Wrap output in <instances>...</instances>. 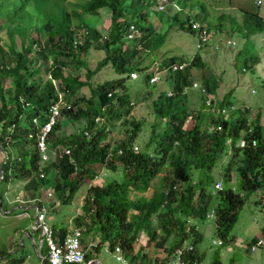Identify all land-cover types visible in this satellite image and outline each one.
<instances>
[{
  "label": "trees",
  "instance_id": "16d2710c",
  "mask_svg": "<svg viewBox=\"0 0 264 264\" xmlns=\"http://www.w3.org/2000/svg\"><path fill=\"white\" fill-rule=\"evenodd\" d=\"M167 5L160 0H0V188L4 185L6 190L3 194L0 189V224L7 227L32 205L42 210L48 193L54 197L49 203L54 215L69 201L73 203L103 168L112 173L110 178L103 185L90 186L80 208L84 215L75 219L83 235L99 240L94 249L97 254L109 246L113 253L118 248L133 262L170 264L157 258L150 263L149 249L171 255L184 243H192L195 250L188 251L183 262L201 264L204 256L198 245L203 237L197 221L212 220L209 209L218 199L217 234L225 244L232 241L247 201L264 189L262 133L256 120H248L249 108L239 110L236 120L226 114L210 117L203 124L201 112L191 114L179 107L178 101L194 87L192 70L201 69L200 56L195 55L194 60L167 58L160 49L167 33L155 36L150 12L171 10L175 13L173 26L193 38H199V32L193 30L190 16L177 1L169 0ZM102 9L111 13L104 38L88 18ZM244 19L245 31L238 28V35L245 34L241 37L247 47L245 56L240 53V57L254 67L251 37L264 34V19L249 12ZM201 30L208 34L204 23ZM93 43L105 52L104 60L96 70L87 69L85 77L76 75L78 69L87 67L82 54H87ZM147 52L153 57L151 64L165 70L167 86L170 82L152 102V123L133 115L144 99L140 87L149 86L152 78L146 73L150 66L144 64ZM174 66L184 68L174 71ZM135 74L139 89L133 96L130 80ZM97 76L99 82L94 87L91 80ZM86 86L90 94L81 96ZM224 106L229 105L222 103ZM58 116L83 120L86 130L62 138ZM250 123L255 124L254 132L249 130ZM120 125L124 126L123 137L117 140L114 133ZM211 126L222 130H210ZM253 140L259 142L257 147ZM225 158L228 165L222 176L215 169ZM217 178L224 186L214 195L215 185L222 183ZM20 192L29 209L15 210L19 203L12 206ZM35 219L32 217L34 223ZM52 228L56 236V227ZM262 230L264 235V226ZM13 231L21 237L30 233L18 226ZM68 231L64 226L60 237ZM259 240H252V245ZM137 244L140 248L136 251ZM42 247L34 260L49 264L45 241ZM26 250L25 241L9 250L0 238V264L25 263ZM94 259L93 254H87L86 264Z\"/></svg>",
  "mask_w": 264,
  "mask_h": 264
},
{
  "label": "rangeland",
  "instance_id": "374dc122",
  "mask_svg": "<svg viewBox=\"0 0 264 264\" xmlns=\"http://www.w3.org/2000/svg\"><path fill=\"white\" fill-rule=\"evenodd\" d=\"M174 1H177L180 9L181 7L185 9L183 12L186 16H190L192 28L197 23L198 25H194V28L199 30L202 28V23H204L208 26L209 30L207 31L208 34L206 30L199 32H204L207 36V41L203 43L200 36L199 38L197 36L193 38L191 34H188L177 26H173V14H175L173 11H161L160 13L150 12V21L156 29L155 36L167 33L166 43L160 48L167 58L178 57L191 60L195 55L200 56L198 62L201 69L195 68L192 70L195 85L187 90L184 99L178 101L179 107L187 108L191 114L201 112L204 116L203 124L210 117L225 116L226 114H228L230 120H236L239 117V110L249 108L250 112L249 114L247 113L248 120L252 122L257 121L262 133V140L264 141V34L258 35L254 33L253 37H251L250 52L252 62L255 64L254 67H249L245 63V59L240 57V53L245 56L247 45L246 40L242 38L245 34L238 35V28L245 31L244 26L247 23L244 19L245 13H258L264 19V0ZM156 4V1H154L153 5L156 6ZM160 4L162 3L160 2ZM170 6L172 4L167 5L166 8ZM88 18L101 36L103 38L106 37L111 25V13L106 9H102L99 10L98 15L93 17L89 16ZM234 27L237 29L234 30ZM198 41L203 44V47L200 48V46H197ZM105 56V52L98 49L97 45L93 43L88 53L82 54L83 61L87 64V67L78 69L76 75L85 77L87 69L92 71L96 70L98 64L104 60ZM144 58H146L145 66H150L146 73L151 75L152 78L149 86L145 88L143 86L140 87V90L143 91L144 99L136 105L133 115L137 119H147L152 123L155 119L152 102L157 98L159 92L166 90L167 87L169 88L170 82L167 86V82L164 80V69H159L157 63L151 64L153 57L150 53L144 56ZM259 58H261L260 64H258ZM137 76V74L133 75L130 80V82L134 83L132 88L133 94L131 93L133 96L138 93L139 89L137 85L139 77ZM99 77H95L94 81L91 80L92 86H97ZM156 79L159 80L157 83L155 82ZM139 83H141V80ZM89 94L90 88L86 86L80 95L88 96ZM222 103L228 104L229 106L221 107ZM58 118L63 127L62 132L59 133L62 138L86 130L87 124L83 120L75 121L61 116H58ZM191 122L192 117L188 120L189 124ZM249 127V130L254 132L255 124L250 123ZM123 128L124 126L120 125L116 129L114 134L117 140L123 137ZM210 128L213 131L222 130L221 126H211ZM149 133H146L147 137H149ZM256 143L255 146L253 145L254 147H257L259 142L257 141ZM68 151L65 150V153L69 154ZM227 165L228 160L225 158L220 164V167H216L215 172L221 173L223 176ZM100 169L97 170L100 176L94 182H87L73 203L69 201L63 210H59L54 215L50 214L47 216L46 214L49 225L53 226L54 224L58 231L64 226L71 230L74 228L79 229L75 219L78 215H84L80 208L86 192L92 185H103L104 181L110 178L112 174L106 169ZM48 180L53 182V179ZM217 180L220 181V178H217ZM223 186V181L222 183L216 184L214 195H218V192L223 189ZM0 189L3 194L6 193L4 185ZM20 193L16 195V198H13L12 206L14 207L16 203H19L20 206L16 207L17 209L21 207V209H28L24 203V194L20 195ZM50 194L48 193L49 196ZM49 199L52 201L54 197ZM219 204L220 200L218 199L217 201H213L210 206L209 211L212 220L197 221L199 233L203 237L202 242L198 245L199 254L204 256V261L201 264H211L216 259H220L221 264H264V245L256 251L252 250V240L260 239L264 242V235H261L264 226V189L262 191L260 190L256 197H252L247 201L240 213L239 221L234 227L231 236L232 241L228 244L220 240L216 230V222L214 219L217 214L215 209L219 207ZM35 214L36 210L30 209L24 220L16 217L13 223L7 227L0 224L2 230L0 231V238L6 243L9 250H13L14 245L19 241H21L22 245L24 239L27 250L25 251L26 260L23 264H33V259L31 260L29 256H37L32 248L34 242L30 238L26 239L25 235L21 237L20 234H16L13 228L18 226L27 228L30 232L34 231V228H32L34 224L32 217L34 218ZM0 219H2L1 215ZM41 234L43 237V230L41 233L34 231L33 237L36 239V241L34 240L35 242L40 241ZM30 241L32 244H30ZM219 242H223L224 244L219 245ZM98 243V239H94L92 236H87L86 234L83 235L82 245L85 252L89 251L88 253L93 254L95 259L98 258L103 264H141L138 261L133 262L130 258H126L118 248L113 253L109 246L103 247L100 254H97L94 249L98 246ZM139 248L140 244H137L135 246L136 251ZM194 250L195 248L192 243H184L183 246L177 248L171 255L151 247L149 249V262L154 263L153 260L157 258L160 261L167 259L170 264H184L183 258H185L186 253ZM178 251H181V253H178Z\"/></svg>",
  "mask_w": 264,
  "mask_h": 264
},
{
  "label": "built area",
  "instance_id": "2783aa9c",
  "mask_svg": "<svg viewBox=\"0 0 264 264\" xmlns=\"http://www.w3.org/2000/svg\"><path fill=\"white\" fill-rule=\"evenodd\" d=\"M162 4H165L169 2V0H160ZM166 4V5H167ZM194 25H198L195 23ZM193 29L197 32L202 31L201 29L197 30L196 28ZM199 36L203 43L207 41V36L204 32L199 33ZM198 46L203 47V44L199 42ZM183 69L184 66H174L173 70L176 71L177 69ZM195 85V84H194ZM50 130V127L48 126L46 129V132ZM252 132V130H250ZM257 141L253 140L252 145H256ZM42 150H44V144H41ZM70 153V151H68ZM45 159H47L45 157ZM218 189V186H217ZM46 215L45 213L40 212L38 214V219L36 225L33 226L34 231H42L44 233L43 236V242L45 241L47 243V246L49 248V264H85L86 262V252L83 248L82 241H83V233L80 229L74 228L70 230L65 237L62 239L57 238L54 234V230L52 227H49L45 223ZM219 245H222V242L218 243ZM264 245V242L259 240L256 244H253L252 250L256 251L258 248L262 247ZM120 251V250H119ZM178 253H181V251H178ZM180 261V259H179Z\"/></svg>",
  "mask_w": 264,
  "mask_h": 264
},
{
  "label": "crops",
  "instance_id": "0c3cea01",
  "mask_svg": "<svg viewBox=\"0 0 264 264\" xmlns=\"http://www.w3.org/2000/svg\"><path fill=\"white\" fill-rule=\"evenodd\" d=\"M50 189V188H49ZM48 189V190H49ZM22 194H24L23 192H21L20 193V195H22ZM50 198V196L47 198V200H46V202L44 203V205H43V209L42 210H38V207H36V206H34V205H32V206H30L29 208L30 209H35L36 210V214H35V223H36V221H37V219H38V214L40 213V211L42 212V213H45V215L47 214V216H49L50 214H52L51 213V208H50V205H48L47 206V203L49 204V203H51V200L49 199ZM28 208V209H29ZM15 209H17V208H15ZM28 215V213H25V214H22V215H20L19 216V219L20 220H24L25 219V216H27ZM47 216H46V218H45V223H46V225L47 226H49V227H52L51 225H49V223H48V221L49 220H47ZM53 218H54V216H52ZM66 219V218H65ZM34 223V224H35ZM34 224L32 225V228H33V226H34ZM53 227H54V224H53ZM63 229V228H62ZM71 229H69V231H70ZM68 231V232H69ZM262 236H263V234H261ZM25 236L26 237H28V238H30V240H32L33 242H34V245L32 244V242L30 241V244H32V248H33V251L35 252V254L36 255H38V252H39V249L41 250V249H43V247H42V244H43V237H42V234H41V238H40V241L38 242H35L36 241V239L33 237V231L32 232H30V233H26L25 234ZM60 236H61V229L58 231L57 229H56V237L57 238H60ZM25 237V238H26ZM258 238H259V236H258ZM263 238V237H262ZM35 240V241H34ZM89 251H87L86 252V254H90V253H88ZM30 257V259L32 260L33 259V261H32V263L33 264H39L37 261H35L34 260V257H32V256H29ZM95 261H97L98 260V258H96V259H94ZM94 260H92V261H94ZM92 261H90V262H92ZM98 261H100V260H98ZM89 262V263H90ZM101 262V261H100ZM85 264H86V262H85ZM88 264V263H87ZM101 264H103V262H101Z\"/></svg>",
  "mask_w": 264,
  "mask_h": 264
},
{
  "label": "water",
  "instance_id": "95a60500",
  "mask_svg": "<svg viewBox=\"0 0 264 264\" xmlns=\"http://www.w3.org/2000/svg\"><path fill=\"white\" fill-rule=\"evenodd\" d=\"M23 244H24V239H23V242H22V246H23ZM21 249V248H20ZM42 252V249L40 250V253ZM88 264H101V262L100 261H92V262H90V263H88Z\"/></svg>",
  "mask_w": 264,
  "mask_h": 264
}]
</instances>
